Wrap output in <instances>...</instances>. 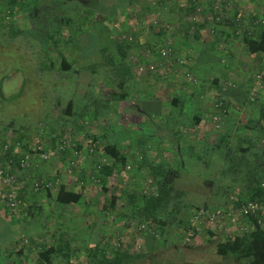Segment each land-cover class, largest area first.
Instances as JSON below:
<instances>
[{"label": "rangeland", "instance_id": "374dc122", "mask_svg": "<svg viewBox=\"0 0 264 264\" xmlns=\"http://www.w3.org/2000/svg\"><path fill=\"white\" fill-rule=\"evenodd\" d=\"M111 1L108 6L113 4ZM146 1L141 0L144 6L140 5V7H145ZM222 1L216 0L200 6L193 15L188 17L190 23L205 24L201 29L204 33L200 32V36L203 41V50L206 49L207 55H210L209 58L198 64H195L193 59L191 64L190 51L193 53L195 49L188 42H184L186 39L184 34L173 37L170 43L171 46L174 45L172 55L166 60L164 58L157 60L153 53H148L141 46L139 49L134 48L133 54L129 56L128 65L131 66L133 63L136 66H131L127 74L134 75L137 71L143 77L149 74L151 79L143 80L144 82L139 86L136 85L138 83L135 82V78L130 79L128 86L131 87L128 93L131 90L132 92L144 91L143 95L138 93V97L147 96L149 100L139 109L153 116L154 124H151L150 116L146 121L142 120L140 124H129L128 120L120 114L114 113V102L109 103V106H100L104 100L111 99L110 90L117 88L119 82L123 81L122 77L126 78V74L122 75L118 72L119 70L111 68V65L104 64L105 55L101 50L99 53L96 51L100 44L108 45L109 50L106 51L109 56L113 55L114 45L109 38L123 41L124 37H128L131 42L134 40L131 34L137 30L135 27H138V22L134 21V18L129 20L126 17V11L117 10L108 20H105L99 12L88 15L84 9L77 6L60 4L57 7L51 0H41L39 8L33 6V13L29 12V16L20 6L16 7L14 15L0 9V128L5 131L0 141V167H7V171L13 173L19 191L22 189L21 174L23 178L28 179L32 173L27 174V172L34 167L44 171L43 177L34 176L30 184L34 197L28 196L29 199L32 197L33 201L32 205L25 209L28 210L27 212L24 210L22 212L23 200L17 211H12L6 204H4L6 207L0 206V210H9L3 212L7 218L11 216L9 213L21 214L25 218L27 213L32 215L42 213L38 215L39 217L43 214L46 217L52 214L53 216L62 214L66 217L67 226L73 230L77 229L75 231L77 236L72 242L62 241L64 247L62 250L68 252L71 245L73 255L70 259L61 256L58 262L89 264L86 244L87 240L92 238L93 230L98 232L105 230V234L112 236L110 241L114 248L127 246L131 252L143 250L144 240L140 237L139 231L134 226H131V229L126 226L128 221L133 220L129 219L133 207L129 204L132 197L138 200L143 196H156L160 185L163 188L166 186L174 188V191L181 190V195L171 200L176 203L180 211L173 220L174 225L169 228L165 245L160 246L148 257L136 260L134 264H234L236 261L234 257L217 255L216 245L224 240L223 234H216L219 230L211 227L212 230L206 225L197 228H187L185 225L187 222L190 226L192 225L191 219L196 213L188 211L192 202L201 204V207H205L208 203L209 208L212 209L220 207L218 203L230 204L231 197H239L240 194L246 196L245 191L248 190L250 174L248 172L231 174L227 170L228 164L225 162L227 159L224 151L238 144L237 138L242 136L243 130L245 131L243 135H250L245 126L248 119L257 117L255 107H258L251 103L255 99L264 100V82L262 83L264 55L249 56L240 42L232 41L229 44L225 42L223 35L221 38L216 36L223 29L232 31L229 24L224 27L217 24L219 21L217 18L223 17L220 13L223 11L219 10ZM227 1L230 3L229 17L234 16L236 11L238 14L243 13L240 19L245 25L252 22L253 14L251 13L254 12L259 15V20L252 22L253 25H264V0ZM56 4L59 5V3ZM253 7L254 10L250 12ZM134 8V6L130 8L128 14L134 11ZM58 10L61 13H56ZM160 11L161 9L144 12L145 17L142 22L146 30L140 35L141 43L150 40L152 43L158 41L148 30V26L155 22ZM81 18L88 19L85 29L90 33H99L98 29L105 27L107 30L102 33L103 38L95 36L93 39L82 30L81 32L78 30L77 38L73 40L72 33L75 30L73 27H68L67 23L72 20L79 22ZM101 23L105 25L99 27L98 24L101 25ZM128 23L131 26L126 29ZM169 24L173 31L179 29L176 23L169 22ZM58 27L62 30L60 35L56 30ZM12 28L16 31L23 30V38H19L20 46H16L12 41ZM245 28L246 26L240 28L238 35H242ZM51 34L56 36L51 38ZM57 40L59 42L54 43ZM101 40L104 43H99ZM174 56L185 60L182 69L176 67L171 61ZM218 58L221 59L220 62ZM64 59L71 68L62 67ZM189 60L190 64H188ZM146 61L149 62L148 65L143 63ZM226 71L242 78V84L245 87L238 93L243 102H237V104L233 102L229 105L230 119H224L222 128H218L216 126L220 120L212 119V114L219 108H216L217 105L221 106V100L218 97L220 96L218 87L213 81L220 79ZM187 73L189 77L183 76ZM158 77L163 79L156 82ZM154 83L155 91L164 102L160 105L158 102L150 101L152 95L149 90ZM233 83L236 82L230 81L227 77L220 80L223 88L234 85ZM179 89L180 96L182 95L185 100L181 103L182 112L175 114L174 112L178 109L173 108L172 101L174 97H179L177 94ZM246 91L247 95H242ZM132 96L134 99L137 95L132 94ZM70 101L73 103L71 113L67 112ZM224 103L226 101L223 95ZM203 112L208 113L207 118L205 116L202 118L204 125L201 129L195 130L192 119L201 116ZM64 130H67V133L73 130V137L70 135L62 137ZM86 132L89 133V138L83 142L84 149L76 151L73 141H84L83 134ZM92 134L98 138V140L94 139L97 143L93 140ZM104 143L116 145L128 158V164L121 169L122 173H119L120 170L117 169L107 184L99 183L95 178L98 174L95 164L99 163L102 154L104 155ZM10 147H14L15 155H28L29 165L21 166L24 170H20L14 160L8 161L4 158ZM186 150L190 152L187 153ZM65 151H69V154H64ZM45 152L50 155V158L43 157ZM146 159L154 168H159L157 174H154L149 166L141 165ZM59 161L62 174L56 169ZM138 166L140 170H137ZM48 177L55 178L52 181L46 179ZM80 179H86L87 182L80 186L82 184ZM261 181L264 182V176ZM35 182L39 184V189L35 188ZM61 184L70 186L71 190L84 189L85 202L82 201L77 208L73 205L62 206V208L51 207L55 200L49 196L48 192L49 190L58 191ZM105 187L108 192L103 191ZM114 194L119 195L116 208L109 210L108 216L103 217V207L110 206V199ZM42 198L52 203L51 209H45L42 206L44 203L41 201ZM78 216H81L83 221L80 226ZM20 217L17 215L15 219L19 220ZM30 224L38 229L40 222L31 220ZM0 229V264H20L16 253L18 245L3 244L9 239L10 230L18 231L19 228ZM20 230L27 232L28 229L22 227ZM190 231L194 234L193 236H189ZM211 231L215 233V237L209 235ZM240 233L241 231H238L234 235ZM21 243L28 246L25 243V237ZM6 246L8 247L5 249ZM24 263L25 261L22 262Z\"/></svg>", "mask_w": 264, "mask_h": 264}, {"label": "trees", "instance_id": "16d2710c", "mask_svg": "<svg viewBox=\"0 0 264 264\" xmlns=\"http://www.w3.org/2000/svg\"><path fill=\"white\" fill-rule=\"evenodd\" d=\"M41 0H0V9H3L4 12L7 11L11 15H14L16 11V7L20 6V8H24L26 14L29 16V12L33 13V6L39 8ZM54 5L57 7L60 6V4H63L62 6H77L80 9H84V11L88 15H92L96 12H99L103 15L105 20H108L111 16V14H115L117 10L120 11H126V17L129 20H132L134 18V21H137L138 27H135L136 31L131 34L132 37H134V40L131 42V40L128 39V37H124L123 41H118L113 38H109L112 41V44L114 45V51L113 55H110L107 53L108 45H99L98 50L96 53H99L100 50L105 55L106 62L104 64L111 65V68L119 70L120 74H126L128 73L129 68L134 66L135 64L132 63V65H128V58L129 56L133 54L134 48L139 49L140 46L145 48V50L148 51V53L155 56L157 60H161L163 58L162 52L168 47V40H172L173 37H178L181 34H184L186 39L184 42H188L191 46H194V49H204L203 48V41L200 36V30L202 29V26H204V23H201L199 25L198 23H190L188 20V17L190 15H193L200 6L206 5L207 3H213L216 0H147L145 7L142 5L141 0H112L113 4L111 6H108V3L110 0H51ZM209 1V2H207ZM85 2V3H84ZM172 2V3H171ZM56 3H59L57 5ZM213 5V4H212ZM61 6V7H62ZM114 6V8H113ZM134 8V11L130 12L128 14L129 9L132 7ZM171 6V8L169 7ZM230 3L227 0H223L220 2V12L223 14V17L217 18L219 20L217 22L218 25H223L231 27L232 31L228 32L223 29V31H219L216 35L217 37L224 36L225 42H229L231 44L232 41H238L241 44L244 45V51L250 56L254 55H264V25L259 24L258 26L253 25L252 22L259 20V15L253 14L252 22H249L248 24L243 25L241 22L240 17H242L244 14L242 13V10L240 11L242 14H238V11L234 13V16L229 17V7ZM74 7V8H75ZM36 8V9H37ZM113 8V9H112ZM112 9V10H111ZM158 9H161L159 14H157L155 22L153 21L149 26L148 30H150L154 36V38H157V42L146 41L145 43L140 42V35H142L146 27L143 25V18L145 17V11H157ZM56 13H61L60 10L56 11ZM132 13V14H131ZM264 15V13H263ZM66 21V18H64ZM86 19H82L78 21L72 20V22H68V27L74 28V33L72 38L73 40H76L77 31L81 30L86 33L87 35L93 37L95 39V36H102V33L107 30L105 27H103L105 24L101 23V25L98 24L99 27H103L102 29H98L99 33H90L89 31H86ZM64 21V22H65ZM132 21H130L131 23ZM169 22H174L179 25V29L172 30L170 28ZM128 23L126 26V29H128L131 24ZM97 25V24H96ZM245 30L242 32V35H238V30L240 28L245 27ZM84 29V30H83ZM56 30H58V35L61 33V27H58ZM12 41H14V44L16 46L19 45V38H23V30L22 31H16L14 28H12ZM178 32V33H176ZM174 35V36H173ZM56 34H51V38L55 37ZM103 38V37H101ZM223 39V38H222ZM71 41V39L69 40ZM59 41H55L54 43H58ZM140 42V43H139ZM99 43H104V41H100ZM183 43V42H182ZM210 46V45H209ZM158 48V50H156ZM207 48V47H206ZM109 50V49H108ZM173 50V45H172ZM194 50V51H195ZM193 51V52H194ZM213 52V51H212ZM95 53V54H96ZM156 53V55H154ZM192 52L190 51V54ZM172 55V54H171ZM171 57V56H170ZM169 57V58H170ZM231 58V57H230ZM166 60V58H164ZM173 63H175V66L179 68L178 65L180 63L178 62V57L174 56V59L171 60ZM218 61L220 62L221 59L218 58ZM148 65V61L143 62ZM138 65V63H137ZM136 66V65H135ZM63 68H71V65L67 63L66 59L63 60L62 63ZM261 67L263 65L261 64ZM117 72V73H118ZM137 73V72H136ZM225 74V75H224ZM221 75L220 79H216L213 82L218 87L219 91V99L221 100V106H218L216 111L214 110L212 114L213 118H218L220 120V123L216 127L223 126V120H229V110L228 107L231 103L237 102H243L241 100V96L238 93L240 89L244 88L245 86L242 84V78L235 73H231L230 71H226ZM133 79L134 76L132 74H128ZM225 77L229 78L230 81H235L236 83H233L234 85H229V87L223 88L220 85V80L225 79ZM264 82V75L262 76V83ZM125 85V78L123 77V81H120L118 84V91L112 92L110 90L109 96L112 99V102L110 100L103 101L100 106L106 105L109 106V103L113 102H120L124 101L128 96V91H126V88H124ZM247 95V91L242 93V95ZM223 95L225 96L226 103L223 104ZM113 97V98H112ZM182 101L178 97H174L172 101V105L175 108H182L181 106ZM251 105H257L258 107H255V111L257 112V117L255 116L251 117V119H248V123L245 126L248 133L250 135L244 134V130L242 131V136H239L237 138V142L234 147H231L229 149H225L224 153L226 156V163L228 164L227 170L230 171L231 174H237L239 172L244 173L248 172L249 180H248V190L246 192V196L240 194L239 197H237L239 200L242 199H251V200H259L264 201V187L261 186V179L264 176V100L262 99H255L254 102L251 103ZM73 109V103L70 101L67 105V112L71 113ZM208 113H201V116L195 117L192 119L194 120V125L197 126L200 121H202V118L205 116L207 118ZM5 127V125H4ZM7 128V127H6ZM5 128V129H6ZM0 128V141L1 136L5 131L1 130ZM73 130H69L67 133V130L63 131L62 137H65V135H70L73 137ZM93 135V134H92ZM90 135V136H92ZM84 141L86 142V139L89 138V133L86 132L83 134ZM82 139V140H83ZM92 139V138H90ZM97 139V137H94L93 140ZM95 141V140H94ZM72 142V140H71ZM96 142V141H95ZM97 143V142H96ZM81 142H78L76 140L73 141V147H75L76 151H82L83 146L81 147ZM101 146V145H100ZM3 147V146H1ZM72 147V148H73ZM224 150V149H223ZM14 147H10L9 150L6 151L4 158L8 161L14 160L18 164V168L20 170H24L19 161L25 157V155H15L13 154ZM65 153L69 154V151H65ZM103 153L102 159L99 163H96L95 166L98 168V174L95 176L96 180L99 181V183L107 184L109 181V178H111L115 173L116 170L119 169V173L121 172L122 167H126L128 164V158L124 155L122 151L118 149L116 145L106 144L103 145ZM226 164V165H227ZM141 165L144 167L149 166L150 170L157 174L159 171V168H154L152 163H149V161L143 160ZM137 170H140V167H137ZM5 174L13 175V173L7 171V167H4ZM122 173V172H121ZM94 178V175H93ZM53 181V180H52ZM82 181V186L87 182L86 179H80ZM0 188H5L0 183ZM108 192V189L105 187L103 189L104 192ZM174 188L171 187H165L160 185L158 193L156 196L149 195V196H143L141 199H134L132 197V201L129 204V206L132 207V210L130 213L133 220L128 221V228H130L132 225L136 223L137 226L141 227L144 226L139 230L140 237L144 240V247L143 250L140 251H130V248L127 246H122L123 248H114L111 244L110 237L108 234H105L102 229V232L98 230H93V236L92 239L87 240V256L89 260V264H134L136 260H141L143 258L148 257L150 254L153 253L156 249H159L160 246H164L167 239V235L169 232V228L174 225V221L176 219V216L178 212L180 211L179 207L176 206L172 200L173 197L177 198L180 196L181 190L174 191ZM84 189L80 190H69L64 185H59L58 191L50 192L49 190V196L52 197L56 201V203L62 205V206H68V205H79L80 203L85 202L84 197ZM18 197L20 200L23 199V195L21 192H18ZM119 199V195L114 194L113 197L110 199V206H104L102 210L103 217L108 216L109 210H114L116 208V202ZM1 201V200H0ZM178 201V200H177ZM1 205L5 204L2 203ZM230 202V201H229ZM191 203V202H190ZM132 204V205H131ZM227 205L226 202L223 204H219L218 206H225ZM89 206V205H88ZM205 207H210L207 204H205ZM8 208V207H7ZM201 208V204H195L191 203L188 207L189 212H197ZM130 209V208H129ZM186 212V208H185ZM106 215V216H105ZM128 220V219H127ZM135 221V222H133ZM134 223V224H133ZM187 228H190V224L187 222L185 223ZM131 229V228H130ZM212 236L213 233H210ZM7 235V234H6ZM27 236L34 238L32 234L29 232H25L23 230H14L8 233V238L5 240L3 244H8L12 246L13 244L18 245V249L16 251L17 256L19 257V262L22 264L27 257L24 255V250L27 248L26 246L22 245L21 240L27 238ZM29 240V239H28ZM33 241V240H31ZM92 243V244H91ZM61 245V247H60ZM8 246L5 247V249ZM70 250L68 252L63 251L62 248V242H56L53 243L51 246H48L46 244H43L42 248L38 251V258L44 262L45 264H63L62 262H57V259L61 258V256H65L66 259H70L73 255V252L71 253V245L69 246ZM216 253L219 256L222 257H235L236 259H249L252 264H264V226L256 225L251 230L244 231L240 233L239 235H228V237L225 240H221L216 245ZM17 260V259H16ZM22 261V262H20Z\"/></svg>", "mask_w": 264, "mask_h": 264}, {"label": "crops", "instance_id": "0c3cea01", "mask_svg": "<svg viewBox=\"0 0 264 264\" xmlns=\"http://www.w3.org/2000/svg\"><path fill=\"white\" fill-rule=\"evenodd\" d=\"M254 7H253V9H250V12L252 10H254ZM251 14H254V12L251 13ZM200 32L204 33V30L203 31L200 30ZM205 50L198 48L193 53H191L190 54V58H192L191 59V64L193 62V59H195V64H198L199 62H202L204 59L209 58L210 55H207V52ZM188 64H190V60H189ZM115 70H117V69H115ZM136 72L137 71L134 72L133 76L135 78V82L138 83V84H136L137 86H139L142 82H144L143 80H150L151 79L149 74H147L148 76L143 77L141 74H138ZM142 78H147V79H142ZM122 79H123V77H122ZM130 79H132L131 76L127 74V76L125 78V85H124V88H126V91H128L129 88L131 87V86L130 87L128 86L130 84ZM161 79H163V78L158 77L156 82H158V80L160 82ZM170 84H172V83H170ZM155 88L156 87H155V83H154L153 86L151 87V89L149 90V93L152 95V99L150 101L158 102V104L160 105L161 103H164V102H162L161 97L155 91ZM111 91L112 92H115V91L119 92L120 90H118V87H117V88H115L114 90H111ZM121 92H119V93H121ZM183 92L185 93V91H183ZM129 93H128L127 98L124 101H120V102L117 101V102L113 103L114 104V113L120 114L124 119L128 120L129 124H140L142 122V120L146 121L147 118H149V116H150V114L148 112H145V111H142V110L139 109V108H141L140 106H142L143 104H146L148 102L147 100H149V99H147L148 98L147 96L146 97L145 96H142V97L139 96L138 97V93H141L143 95L144 91L134 90L132 92V90H131ZM179 93H181L180 89H179L177 94H179ZM132 94L134 96L137 95V96H135L136 98L134 97V99H132V97H133ZM145 94H146V92H145ZM178 98H180V100L182 102L185 100V99H183L182 95L180 96V94H179ZM173 108L174 109H178L177 112H174L175 114L182 112V108H180V109L179 108H175V107H173ZM152 118H153V116H150V121H151V124H154L155 122H154V120H152ZM203 125H204V123H203V119H202V121H200V123L197 126H194L195 130H197L198 128L201 129V127ZM201 140H203V139H201ZM80 142L82 144L81 147L83 146V149H84L83 141H80ZM184 142H186V141H184ZM201 142H203V141H201ZM147 145L151 146L150 144H147ZM151 148H152V151H154L153 150L154 146H152ZM186 152L188 153V152H190V150L189 151L186 150ZM64 154H67V153L64 152ZM86 159H87V157H86ZM58 163H59V165H58V167L56 169L62 174V171H61V168H60L61 167L60 161ZM55 167H56V165H55ZM37 169L38 168L34 167L32 170L27 172V174L28 173H32V174H30L31 177H29L28 179L26 177L23 178L22 174H21V179L19 178L20 182H21V185H22V187H21L22 189L19 192H21V194L23 195V199H24L23 200V205L21 204L23 206L22 212L26 211L25 209L29 208L32 205V201H33L32 197H34V191L30 189V184H31V182L34 179V176H36L38 178L39 177H43L42 175L44 174V171L43 170H37ZM54 178L55 177H51V178L48 177L46 179H48V180L49 179L50 180L53 179L54 180ZM66 185H67V183H66ZM80 186H82V184ZM67 187L69 189L70 186H67ZM69 190H71V189H69ZM53 191L56 192V190H53ZM28 196H32V197L29 199ZM41 201L44 202V203H42V206H44L45 209H47V208L51 209L50 205L52 203H49V201L44 200V198H42ZM86 205H88V204H86ZM0 206L2 208L4 205L0 204ZM53 206H57V207L62 208V205L56 203V201L53 202L51 207H53ZM74 206H76L75 208L78 207V205H74ZM4 207H6V206H4ZM44 207H43V210H44ZM4 211L8 212L9 210H7V211H6V209H4L3 211L0 210V228L3 229V227L4 228L5 227H13V228H16V227H18V228L27 227L28 230H26V231L29 232L30 234H32L33 237H34V238H31V237L27 236V238H25V239H29V240H28V242L25 241V243H27L28 246L24 250V255L27 257V259L25 260L24 264H45L44 262H42L38 258L39 257L38 256V253H39L38 251L42 248L43 244L51 246L53 243H56V242H59V241H61V242L62 241H64V242L71 241L72 242V241L75 240V238L77 236L76 235L77 232H75L77 229L73 230L72 228L67 226L68 219L66 217H64L62 214L61 215L57 214V216L56 215L53 216V214H52V216L49 215L47 217L44 216V214H43L42 217H39L38 215H41L42 213H40V214H37V213L35 214L34 213L33 215L30 214V213H27L26 218H25L24 215L21 216V214L13 215L12 213H9V215H11V216H9L7 218L3 214ZM48 212H50V211H48ZM17 215L19 217L21 216L19 218V220L15 219V217H17ZM31 220L33 222H36V221L40 222V225H39L38 229L34 228L35 226L32 227V225L30 224ZM77 220L80 221L79 222L80 223L79 226L81 224H83L81 216H78ZM245 225H246V229L248 231L253 229V227H254V223L252 221H249V220L245 222ZM124 229H126V227ZM231 231H232V228L226 227L223 230V232L219 231L220 233L217 232L216 234H219V235L223 234V238L225 240L228 237V235H230ZM0 232H1V229H0ZM211 232L213 233V231H211ZM231 234L234 235L233 232ZM66 235H67V237H65ZM209 235H211V234H209ZM213 235L214 236H212V235L211 236L215 237V233H213ZM31 240H33V241H31ZM234 264H252V262L249 259H239V260L236 259V261H234Z\"/></svg>", "mask_w": 264, "mask_h": 264}, {"label": "built area", "instance_id": "2783aa9c", "mask_svg": "<svg viewBox=\"0 0 264 264\" xmlns=\"http://www.w3.org/2000/svg\"><path fill=\"white\" fill-rule=\"evenodd\" d=\"M170 43H172V41L168 40V47L162 52L163 58L167 59L172 54L173 50ZM178 62L180 63V65H178L179 69H182L185 60L178 58ZM183 76L189 77L190 75L187 73ZM63 148H65V146H63ZM45 153L43 157L45 159L50 158V155ZM19 163L22 167L28 166V155L22 158ZM0 183L3 187H5L4 189L0 188V200L3 201L2 203H5L12 211H17L21 206V200L18 197L19 190L17 188V180L14 175L5 174L4 167L2 166L0 167ZM261 186L264 187V182L261 183ZM35 188L39 189V184L36 182ZM248 220L254 223V227L256 225H264V201L256 199L239 200L237 197H231L230 204L223 207L220 206L212 209L204 206L201 207L191 219V227L197 228L199 226L206 225L208 228L213 227V229L222 232L226 227H230L232 228L231 233H236L238 231H247L245 222ZM143 227L144 226L139 227L134 224V228L137 231ZM193 235L194 234L190 231L189 236ZM187 239L190 240L189 237H187ZM25 241L28 242L27 239H25Z\"/></svg>", "mask_w": 264, "mask_h": 264}]
</instances>
